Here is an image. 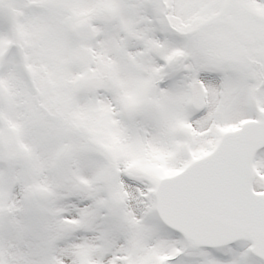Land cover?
Segmentation results:
<instances>
[{
  "label": "snow or ice",
  "instance_id": "1",
  "mask_svg": "<svg viewBox=\"0 0 264 264\" xmlns=\"http://www.w3.org/2000/svg\"><path fill=\"white\" fill-rule=\"evenodd\" d=\"M0 264H264V0H0Z\"/></svg>",
  "mask_w": 264,
  "mask_h": 264
}]
</instances>
